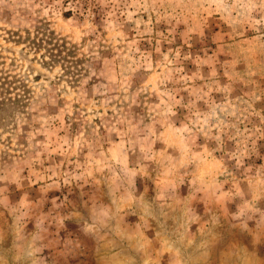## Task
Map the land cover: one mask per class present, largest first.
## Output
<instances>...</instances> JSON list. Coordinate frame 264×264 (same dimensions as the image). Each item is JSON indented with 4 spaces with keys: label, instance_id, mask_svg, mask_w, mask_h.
<instances>
[{
    "label": "rangeland",
    "instance_id": "obj_1",
    "mask_svg": "<svg viewBox=\"0 0 264 264\" xmlns=\"http://www.w3.org/2000/svg\"><path fill=\"white\" fill-rule=\"evenodd\" d=\"M81 2L0 0V264H264V0Z\"/></svg>",
    "mask_w": 264,
    "mask_h": 264
},
{
    "label": "trees",
    "instance_id": "obj_2",
    "mask_svg": "<svg viewBox=\"0 0 264 264\" xmlns=\"http://www.w3.org/2000/svg\"><path fill=\"white\" fill-rule=\"evenodd\" d=\"M69 1V0H67ZM74 4V7L77 11H82L86 13L91 10L88 6H82L81 0H71ZM72 11L66 12V15H70ZM37 29V33L39 30H42L38 24L34 26ZM42 41L40 40H37ZM19 43V41H16ZM35 49H40L41 43H37L36 40L30 42ZM21 44V43H19ZM0 61H3V58L0 57ZM3 66V63L0 64ZM30 100V88H28L21 80L20 76L8 75L3 73L0 68V123L6 122L8 119L10 120L16 112H21L26 109L27 103Z\"/></svg>",
    "mask_w": 264,
    "mask_h": 264
}]
</instances>
